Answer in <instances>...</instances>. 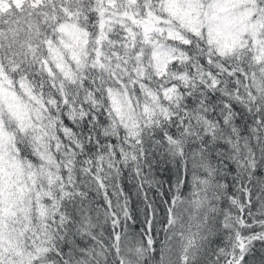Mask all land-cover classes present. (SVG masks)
Here are the masks:
<instances>
[{
	"label": "snow or ice",
	"instance_id": "6c2138e0",
	"mask_svg": "<svg viewBox=\"0 0 264 264\" xmlns=\"http://www.w3.org/2000/svg\"><path fill=\"white\" fill-rule=\"evenodd\" d=\"M0 264H264V0H0Z\"/></svg>",
	"mask_w": 264,
	"mask_h": 264
}]
</instances>
